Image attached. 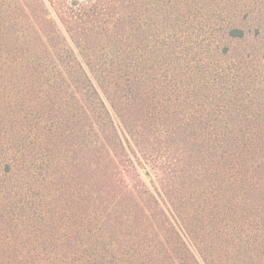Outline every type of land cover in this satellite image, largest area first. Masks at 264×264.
Instances as JSON below:
<instances>
[{
  "label": "trees",
  "instance_id": "1",
  "mask_svg": "<svg viewBox=\"0 0 264 264\" xmlns=\"http://www.w3.org/2000/svg\"><path fill=\"white\" fill-rule=\"evenodd\" d=\"M0 264H264V0H0Z\"/></svg>",
  "mask_w": 264,
  "mask_h": 264
}]
</instances>
